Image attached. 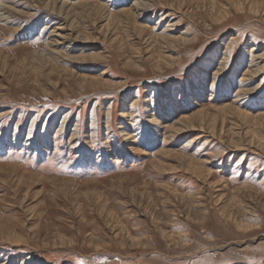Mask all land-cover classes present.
<instances>
[{
	"label": "rangeland",
	"instance_id": "rangeland-1",
	"mask_svg": "<svg viewBox=\"0 0 264 264\" xmlns=\"http://www.w3.org/2000/svg\"><path fill=\"white\" fill-rule=\"evenodd\" d=\"M138 1L0 0V264H264V0Z\"/></svg>",
	"mask_w": 264,
	"mask_h": 264
},
{
	"label": "bare ground",
	"instance_id": "bare-ground-1",
	"mask_svg": "<svg viewBox=\"0 0 264 264\" xmlns=\"http://www.w3.org/2000/svg\"><path fill=\"white\" fill-rule=\"evenodd\" d=\"M57 1H58V0H52L53 3L57 2ZM241 1H242V0H241ZM65 2H66V1H63V4H64ZM85 2H86V1H85ZM61 3H62V2H61ZM136 3H137V1L135 2V4H136ZM138 3L140 4L139 6L142 7V8H146V6H148V5L150 4V3H149V0H139ZM63 4H61V6H60V8H59V12L62 11V9H63V8H62V7H63ZM224 6H225V5H224ZM235 7H236V6H235ZM221 8H222V7H221ZM256 9H257V8H256ZM256 9H255V11H257ZM227 10H228V9H227ZM263 10H264V9H263ZM220 13H221V12H220ZM220 13H219V14H220ZM135 17H136V16H135ZM135 17H134V18H135ZM1 20H2V21H7L8 18L5 16V14H4V13L1 11V9H0V21H1ZM185 41H186V40H185ZM225 60H226V58H225ZM225 60H224V61H225ZM189 118H190V117H189ZM174 127H176V126H174ZM181 128H182V127H177L176 130H181ZM174 130H175V128H174ZM176 130H175V131H176Z\"/></svg>",
	"mask_w": 264,
	"mask_h": 264
}]
</instances>
